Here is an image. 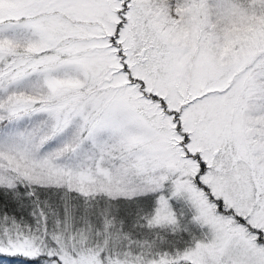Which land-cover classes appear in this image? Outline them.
Segmentation results:
<instances>
[{
	"label": "rangeland",
	"instance_id": "374dc122",
	"mask_svg": "<svg viewBox=\"0 0 264 264\" xmlns=\"http://www.w3.org/2000/svg\"><path fill=\"white\" fill-rule=\"evenodd\" d=\"M166 1H126L117 56L108 36L119 0H0V121L8 118L0 127V180L16 176L59 199L44 237L62 248L36 251L51 250L62 264L94 261L83 242L125 254L160 246L162 238L145 242L147 226L128 222L118 231L116 215L149 210L143 205L151 198L149 225L162 231L187 229L179 220L193 215L188 237L198 239L180 258L264 264L257 232L245 227L258 228L264 240V0H173L171 10ZM246 2H260L252 17ZM13 47L31 53L9 63ZM127 75L167 108L208 90L179 109L178 119L186 149L204 161L197 180L221 201L218 210L190 180L197 163L168 149L155 130L169 132L171 121ZM79 194H91L88 212ZM35 236H8L0 245L34 255ZM109 257L108 264L139 261Z\"/></svg>",
	"mask_w": 264,
	"mask_h": 264
},
{
	"label": "trees",
	"instance_id": "16d2710c",
	"mask_svg": "<svg viewBox=\"0 0 264 264\" xmlns=\"http://www.w3.org/2000/svg\"><path fill=\"white\" fill-rule=\"evenodd\" d=\"M127 0H119V7L114 8L115 9V16H116V22L113 26V33L112 35L108 36V42L110 45L114 46L118 45L119 43L114 40L115 34L118 33L117 28L119 27L120 24H122L123 21V15L122 12L125 8V3ZM173 0H167L166 3L171 4ZM243 11L244 13H248L249 17H252L255 15L253 13L252 9H256L257 7L260 8V2H256V5L253 6V4L249 3H244L243 4ZM264 7V6H262ZM261 7V8H262ZM172 8V4L170 6V10ZM15 49L13 58L10 57L6 61L7 62H12L16 63L17 58L20 57V55L25 56L28 54V50L30 48H26L22 51V49ZM17 52V54H15ZM116 55L121 56L123 53L120 52V50L117 48L114 50ZM31 53V52H30ZM29 53V54H30ZM28 54V55H29ZM26 55V56H28ZM120 58V57H119ZM21 59V58H18ZM121 60V59H118ZM7 69V68H6ZM120 69L123 70L120 66ZM2 71V70H1ZM126 71V69H125ZM127 80L135 81L138 83L137 88L140 91V94L142 95L141 97L148 99L151 102L156 103L158 106V111H160L161 116H165L171 121L172 125L170 126V129L168 130L169 132H165L162 129L158 128L155 129L156 131H160L161 134L164 136V142L167 144V148L171 149H177L180 151V154H183L184 157H189L190 159H193L197 163V169L195 170V174L190 177L191 182H194L196 184V187L200 188L205 192L207 195V201L208 202H213L215 203V208L218 210L221 206V201H219L218 198H215L211 195V193L208 191L207 187L205 186L204 183H201L197 180V176H199L202 171L201 167L204 165V161L199 159V153L198 151H191L189 152L186 149V131L180 129V120L178 119V114H179V109H181L185 104L189 102V100L197 98L199 95H202V93H207L208 90H201V93L199 92L195 96H193L191 99L190 98H182L177 107L170 108L166 107V102L159 96V94H155L153 92H150L149 90L142 91L141 85L142 82L141 80L137 79V77H130L126 76ZM131 78V79H130ZM0 81L5 82L6 78H3L0 75ZM130 81V83H132ZM134 82V83H135ZM150 117V116H149ZM153 120V118H151ZM8 118H2L0 121V127L3 125L4 122H6ZM176 136V137H174ZM47 139V138H45ZM53 141V140H52ZM52 143V142H51ZM49 143V144H51ZM47 142H45V145H49ZM228 142L225 141L224 143H221L220 146L217 147V152H222L224 149L223 147H227ZM43 145V146H45ZM3 175V174H2ZM1 175V176H2ZM7 181L0 180V241L6 239L8 236L14 237V236H31V235H36V242L37 243L36 249L34 250L35 253L34 255H27L24 254L20 251H16L10 246H6V244L0 245V264H62L60 261L57 260L56 254H54L51 250L49 252L50 255L44 253V252H37V248H41L42 251H47L51 247L50 244L53 245V243L50 241H47L44 237L46 235V226L47 223L45 221V218H47L48 214L53 213L54 207L59 203V199L54 194H50L48 190H45L41 187L34 188L32 185H29L28 183L24 186L23 183H20L15 176V179H12L11 176L6 175ZM11 177V178H10ZM9 180V181H8ZM42 191V193H41ZM79 194V203L78 206L81 205L82 209H84L86 212L90 210L91 204H90V198L89 195H83ZM152 199V198H151ZM151 199L146 200L143 205L146 208H149V210L154 206L153 202H151ZM25 205L23 209L19 208V205ZM80 204V205H79ZM27 207V208H26ZM81 208H79V213L78 217L81 215ZM149 210H136V212H133V210H126L122 212L121 214H117L116 217L120 221L119 223H122L123 230L118 227V231H126V225L129 223L133 224H138L141 226L143 229L144 226L146 227L145 230V242H149L153 240V238H159L163 239L160 242V246L158 245L157 247H154L152 249L147 250L146 247L139 248V249H133V250H128V252L123 253L120 249L113 248L112 250L108 246H104L103 244L100 246H93L91 243H81V249L88 250V253H92V259H94L95 264H100L99 261H104L105 264H108L110 262V257L109 255L114 256H119L121 258H124L127 260L128 258L131 257H136L139 259V261L134 264H143L144 262H149V261H158L155 264H193L189 262L186 258H180L178 252L180 250L185 249V247H188L189 245H192L194 242L195 238L198 239L197 235H195V238L192 236L191 239H189L188 234L194 233V230L196 228L195 223L193 225V222H195L192 218L193 215L191 211H187V213H184L183 218L180 219V223L185 222V224L188 225L187 229H178L174 230V232L168 233L165 231H162V228H158L159 225H149L151 220V215H149ZM225 212L227 214H231L232 212L229 209H225ZM85 213V212H84ZM82 213V214H84ZM72 215L77 216V212H73ZM233 218H236L237 221L242 222V218L238 217L237 214H232ZM132 218V219H129ZM92 223V228L97 229L96 227V220L91 218L89 219ZM144 225V226H143ZM247 228V231L249 232H257V236L254 237L255 241H258L259 244L262 245L264 248V240L259 237L260 235V230L250 228L248 224L245 226ZM150 228V229H149ZM23 233L25 235H23ZM31 234V235H30ZM32 242V241H31ZM80 244V243H79ZM78 244V246H80ZM91 244V246H89ZM55 248H62V246H56L55 244L53 245ZM89 246L90 248H87ZM66 250H69V252L75 253L73 250L75 248L72 247H63ZM80 250V249H78ZM92 262V263H93ZM91 261H87V264H92ZM111 263V262H110ZM120 264H123L119 262ZM115 264V263H113ZM153 264V263H152Z\"/></svg>",
	"mask_w": 264,
	"mask_h": 264
}]
</instances>
